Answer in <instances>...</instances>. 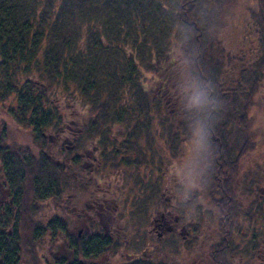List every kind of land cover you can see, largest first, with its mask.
<instances>
[{
    "label": "trees",
    "instance_id": "16d2710c",
    "mask_svg": "<svg viewBox=\"0 0 264 264\" xmlns=\"http://www.w3.org/2000/svg\"><path fill=\"white\" fill-rule=\"evenodd\" d=\"M178 1L177 10H163L157 0H0V103L10 99L8 115L33 132L41 158V153L54 151L46 136L59 135L77 145L84 132L102 151L156 138L174 151L189 141L188 114L177 96L183 65L174 71L170 64L163 66L168 57L162 46L175 47L183 64L185 57L202 56L194 71L214 80L225 110L212 137L214 167L199 181L198 191L224 217L239 216V199L246 198L255 223L264 214V198L257 193L264 176L260 172L242 178L241 164L259 143L252 114L261 109L256 98L264 81V0ZM234 32L241 38L236 48L226 38ZM6 134L3 127L0 163L15 177L22 171L15 166H20L18 155L4 148ZM115 137H122L121 142ZM128 149L125 155L113 153L118 160L111 165L128 164ZM32 162L28 158L25 173L34 176L39 192L25 182L28 197L52 195L56 183H72L68 175L57 181L53 167L42 163L41 169ZM207 189L212 191L204 193ZM19 216L12 235H0V264L18 262L24 245L26 262L42 264L45 256L37 251L35 238L39 227ZM235 223L241 230L240 221ZM220 227L230 232L225 241L221 238L219 252L224 255L227 240L231 244L234 238L231 218ZM75 244L76 257L59 264H81L84 243Z\"/></svg>",
    "mask_w": 264,
    "mask_h": 264
},
{
    "label": "rangeland",
    "instance_id": "374dc122",
    "mask_svg": "<svg viewBox=\"0 0 264 264\" xmlns=\"http://www.w3.org/2000/svg\"><path fill=\"white\" fill-rule=\"evenodd\" d=\"M157 1L161 4L163 2V10L176 9L179 3L178 0ZM122 9L120 7V11ZM122 12L123 10L120 14ZM234 35H226L232 48L240 45L241 40L237 32H234ZM162 48L164 56L168 57L167 63H163V66L170 64L172 70L182 67L183 58L177 50L175 51V47L169 48L167 44H164ZM170 50H173V53H170ZM259 99L261 109L258 107L252 114L256 133L254 135L259 143L256 151L241 164L242 178L252 177L260 172L264 176V81L261 96L257 97L256 101L258 102ZM9 104L10 99L5 103H0V130L3 127L6 128L4 148L18 155L20 166H15L22 172L13 177L5 164L0 163V200L3 199L6 190H9L11 197L14 198L13 204L9 205L8 200L5 199V203L0 205V225L10 226L13 229L14 225L18 224V220L20 221V213L23 219L26 218L34 227L38 226L36 230L39 234L35 237L38 245L36 249L45 256V258L41 256L42 264L70 262L78 253L75 244L77 240H82L84 243L82 251L79 250L82 253L79 259L81 264H208V255L219 257L220 264H227L226 256L220 253L219 249L224 246L221 244L223 243L221 238L230 232L224 227H222L224 231L221 230L219 226L226 225L229 218H231L234 237L232 243L235 251L231 254L234 256L233 262L235 264H264V214H261V219H257L254 223V210L249 204L251 201L247 202L246 198L240 197L238 203L242 213L238 211L239 216L224 217L220 215L219 210L210 205L206 197H202L198 187H190L183 172L190 159L189 141L184 146L183 144L176 146L178 150L174 151L167 150L166 144H163L160 138L150 142L147 140L148 142L145 141L139 146L135 143L125 146L117 143L110 151H102V147L94 144L93 139L84 132L80 142L76 143L75 150L78 149V151L71 152L64 149L45 151L41 153L44 155L41 158L38 154L39 149L33 147L32 131L16 125L17 123L15 124L8 115ZM147 133L150 136L153 135L152 131H147ZM46 137L53 147L55 135L51 134ZM115 138L118 142L122 140V137ZM59 142L64 143L62 138ZM125 147L129 148L127 154H131V159L125 157V161L130 160L128 164L123 163L122 166L115 168L111 165L116 157L113 153L118 152L119 155H125ZM86 150L88 153L92 152L97 159L101 155L108 156L106 160L104 157L100 163L94 164L92 173L89 172L88 160H86L88 165L85 164ZM58 153L60 156L57 155ZM11 156L13 157L8 154V158ZM71 157H76L78 164L68 165L69 163L63 162ZM28 158L32 159V165L34 162L41 164V169H43L42 163L47 164V167H53L54 171L66 168L65 172L63 169V175L66 173L65 177L58 173L57 181L67 178L68 175L72 183L70 186L56 183L52 188V195L50 192L48 197L41 196L42 193L39 194L38 199H36L37 196L34 199L28 197L23 186L25 182L31 185V189L36 188L39 192L34 176L31 177L25 173L28 171ZM59 160L64 164L57 163ZM72 172L75 175H72ZM149 185L153 190L150 191ZM42 189L41 187L40 190ZM209 191L212 190L207 189L204 193ZM152 194L153 197H151ZM103 202L107 210L101 208ZM95 204L97 208L93 210L91 207H95ZM167 205L175 207L178 212L191 207L192 209L188 210L189 213L184 216L188 229L191 233H197V237L204 238L205 241L201 242V239L196 240L187 236L185 241L179 239L171 242V237H165L160 242L152 237L153 249L156 248L158 254L164 251L169 257L160 255V259L155 263L147 260L138 261L137 258L141 253L148 254L150 243L147 231L150 220L156 212L161 211V208ZM248 210L250 212L247 214ZM236 220L240 221L237 228L241 230L234 228ZM109 224L112 227H108ZM206 224L211 227H207ZM113 230L119 232V235H116V232L113 234ZM121 230L124 237L119 238ZM236 231H242L241 235ZM88 233L94 235L88 236ZM194 239L195 242L192 241ZM22 251V257H19L18 262L13 264H28L25 245ZM134 257L137 259L136 262H132Z\"/></svg>",
    "mask_w": 264,
    "mask_h": 264
},
{
    "label": "clouds",
    "instance_id": "9594fccd",
    "mask_svg": "<svg viewBox=\"0 0 264 264\" xmlns=\"http://www.w3.org/2000/svg\"><path fill=\"white\" fill-rule=\"evenodd\" d=\"M202 56L185 57L182 68V84L179 85L178 103L187 113L184 120L189 133L190 159L183 170L190 187H198L199 181L210 175L217 153L212 137L220 115L225 110L217 85L206 73L194 71Z\"/></svg>",
    "mask_w": 264,
    "mask_h": 264
},
{
    "label": "flooded vegetation",
    "instance_id": "af4514ba",
    "mask_svg": "<svg viewBox=\"0 0 264 264\" xmlns=\"http://www.w3.org/2000/svg\"><path fill=\"white\" fill-rule=\"evenodd\" d=\"M74 137L75 136L73 135L72 138H74ZM32 140H33V138H32ZM60 140H61V138L59 137V135H57L56 138H55V141H54V146H53L54 150L61 151V149H64L66 151H71V152L73 150H75V148H76L75 144H73L72 142L71 143L67 142L64 139H63L64 143L63 142L60 143L59 142ZM33 147L36 148V149H39V147L34 142H33ZM85 152H86V154H85V164L88 165L87 162H86V160H88L89 163H90L89 164V172L92 173L93 172V168H94V164H96V163L98 164V163H100V161L96 157H94L92 152L88 153V150H86ZM57 155L60 156V153H58ZM76 159H77L76 157H71L69 160H64L63 162L69 163L70 165H72V163H73V165H74V164H78V161ZM56 162H55V164L59 163L60 165H61V163H63L60 160L57 163ZM86 168L87 167H85V169ZM61 170L62 169H56L57 173H60ZM72 175H75L74 172H72ZM257 193L260 194V197L264 198V183H262V187H261V189H259L257 191ZM5 199L8 200V204L9 205L13 204V202H14V200H13L14 198L11 197L9 190L5 191V194L3 195V199L0 200V205L5 203V201H4ZM170 200H171V197H170ZM102 206L103 207H101V208L103 210H104V208L107 210V207L105 206V202H103ZM91 208H93V210L95 208H97L96 204H95V207L92 206ZM190 209H192V208L191 207H187L186 209H182L181 212H178V210L175 207H173L171 205H167L165 208H161V211L156 212L155 216L150 220L149 228H148V231H147L148 238H149V243H150V246L148 248V254L144 255V254L141 253L140 257L136 256V257H138L137 258L138 261L147 260V261L155 263L158 259H160L159 258L160 255H163L164 257H169L166 252L162 251L161 254H158V252L156 251V248L153 249L154 242L152 241V237L157 239L156 241H160V242L165 237H169V238L171 237V240H170L171 242L178 241L179 239L185 241L187 236L193 237L196 240L201 239V238L197 237V233H191L190 230L188 229V223L186 222V219H185L184 216H186L189 213L188 210H190ZM0 213H1V211H0ZM103 225H105V224H103ZM206 226L207 227L208 226L211 227V225H207V224H206ZM108 227H112V225L109 224ZM120 227H122V226L120 225ZM9 229L12 231V228L10 226L7 227V226H1L0 225V235L3 236L5 234H12V232ZM106 229H107V227H106ZM115 232L116 231L113 230V234ZM118 233L116 232L115 234L117 235ZM105 234H106V232H105ZM87 235L88 236H92L94 234L88 233ZM152 235H154V236H152ZM219 235H220V232H219ZM227 236H228V234L226 233V236L223 237L224 241L227 239L226 238ZM120 237L121 238L124 237L122 230H121V234H120L119 238ZM195 239L192 240V241L195 242ZM204 241H205V239L202 238L201 242H204ZM232 242L230 244V242H228V240H227V242L225 244L226 252L224 253V255L226 256L225 260H226L227 264H235L233 262L234 256L231 255V254H234V251H235ZM147 245H148V243H147ZM19 257H22V255H18V258ZM136 257H134L132 259V262H136V260H137V259H135ZM208 258H209V262H207L208 264H220L219 261L221 259L219 257H217V256H216V258L214 256L209 257V255H208ZM165 259H167V258H165ZM163 261H164V259H163ZM71 262L72 261L70 260V263ZM239 262H241V260H239Z\"/></svg>",
    "mask_w": 264,
    "mask_h": 264
},
{
    "label": "bare ground",
    "instance_id": "6f19581e",
    "mask_svg": "<svg viewBox=\"0 0 264 264\" xmlns=\"http://www.w3.org/2000/svg\"><path fill=\"white\" fill-rule=\"evenodd\" d=\"M100 253H101V254H103V252H102V251H100Z\"/></svg>",
    "mask_w": 264,
    "mask_h": 264
}]
</instances>
